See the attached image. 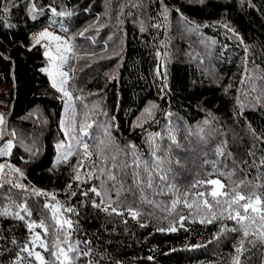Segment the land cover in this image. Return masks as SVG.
I'll return each mask as SVG.
<instances>
[{"label":"trees","instance_id":"16d2710c","mask_svg":"<svg viewBox=\"0 0 264 264\" xmlns=\"http://www.w3.org/2000/svg\"><path fill=\"white\" fill-rule=\"evenodd\" d=\"M0 83V264H264V0H0Z\"/></svg>","mask_w":264,"mask_h":264},{"label":"rangeland","instance_id":"374dc122","mask_svg":"<svg viewBox=\"0 0 264 264\" xmlns=\"http://www.w3.org/2000/svg\"><path fill=\"white\" fill-rule=\"evenodd\" d=\"M47 30L49 33L52 34V36L55 37H59V40H55L52 39V37H46V38H42L40 41L44 42L47 45V49L46 52L49 53L48 57V63L46 66L43 67V70L48 74L51 82L54 84L55 83V87L62 93L65 91V83H62L63 79H68L69 77V69L67 66V61L70 55V51L72 48V42L70 40V38L68 37L65 28L64 27H58V26H53V25H45L42 28H39L37 30H35L31 36H30V41H29V45L32 46L35 43V38L38 36L39 33L43 32ZM70 49V51L68 50ZM64 56L66 57V61L64 63H61L60 57ZM64 72L67 73V77L66 78H62L59 73ZM61 88H63V91H61ZM9 93V89H8V85L6 83H0V106H2V108H4V104L1 102V100L5 97L8 96ZM64 96V95H63ZM65 99L67 101L65 108H64V112L66 113L68 108H69V96L66 95ZM0 113H2L0 111ZM1 125V124H0ZM63 127L64 130L66 131V134L69 133L70 130V125H65L63 123ZM0 134H1V126H0ZM68 141V139H67ZM12 144V147L9 149L7 148V144L8 143ZM70 142V141H69ZM59 145V144H58ZM68 147L69 144L66 145L64 144L63 146L59 147L58 150V154L59 155H65L68 151ZM13 148V143L12 140L8 139L6 140L2 145H0V150L4 151V155H0V156H6L8 154L11 153ZM217 183H214V188H213V192L215 193H219L222 191V183L217 180ZM249 205L253 208L259 209L261 208V202L259 199H254L252 200Z\"/></svg>","mask_w":264,"mask_h":264},{"label":"snow or ice","instance_id":"6c2138e0","mask_svg":"<svg viewBox=\"0 0 264 264\" xmlns=\"http://www.w3.org/2000/svg\"><path fill=\"white\" fill-rule=\"evenodd\" d=\"M201 2H203V0H201ZM35 8V5H33V9ZM53 11H55V10H53ZM46 37H52V39H55V40H59L60 38L59 37H55V36H52V34L51 33H49L47 30H45V31H43V32H41V33H39L38 34V36L35 38V43L36 44H38V43H40V40L42 39V38H46ZM35 46V45H34ZM69 51H70V49H68ZM45 55L46 56H48L49 55V53L48 52H45ZM60 60H61V63H64L65 61H66V57H64V56H61L60 57ZM59 75L62 77V78H66L67 77V73H64V72H61V73H59ZM67 81H66V79H63L62 80V83H66ZM53 86L55 87L56 85H55V83L53 84ZM61 91H63V88H61ZM65 95H69L66 91H65V93H64ZM3 122H4V114L3 113H0V124H3ZM81 130H83V129H81ZM62 145H57V147L59 148V147H61ZM12 147V144L9 142L8 144H7V148H11ZM84 147H85V149H87V145H84ZM5 153H4V151L3 150H0V155H4ZM0 167H2V165H0ZM147 170V169H146ZM17 171H19L18 169H17ZM79 175H77L76 176V179L77 180H79ZM110 179H114V177H109ZM162 179H163V177H162ZM211 183H217L216 181H212ZM69 187H71V185H69ZM91 191L92 192H94V193H96V195H100V193L99 192H97L96 191V189L95 188H93V189H91ZM73 195H75V193H72ZM87 193H85V195H86ZM212 195L213 196H216L217 195V193H215V192H213L212 193ZM239 199H244V197H242V196H238L237 198H236V200H234L233 201V203H236L237 202V200H239ZM95 207H100V205H98V204H96V205H94ZM244 211L245 212H247V210H248V208L250 207V205L249 204H245L244 206ZM105 211H107L108 209H107V207L104 209ZM257 209L256 208H252V211H256ZM25 211H27V209H25ZM68 211H72V209H68ZM112 212H116V209L115 208H112ZM236 217L238 218V222L240 221V220H243L244 219V216H242L239 212H237L236 213ZM21 219H23V217H20ZM69 226H70V223H69ZM171 231H175L176 229L173 227V228H171L170 229ZM245 235L247 236L248 234H247V232H245ZM240 251V249L238 248L237 249V252H239ZM85 255H87V253H85Z\"/></svg>","mask_w":264,"mask_h":264}]
</instances>
